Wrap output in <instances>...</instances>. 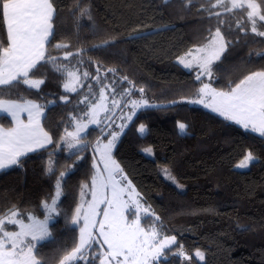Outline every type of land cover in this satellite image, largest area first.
Masks as SVG:
<instances>
[{"label": "trees", "instance_id": "trees-1", "mask_svg": "<svg viewBox=\"0 0 264 264\" xmlns=\"http://www.w3.org/2000/svg\"><path fill=\"white\" fill-rule=\"evenodd\" d=\"M214 1L192 0L186 6V0H169L167 4L164 0H53L55 37L48 51L59 63L88 71L91 76L77 92H66L65 74L48 64L35 73L45 78L41 90L24 91L26 98L45 103L42 126L58 141L65 128L72 129V117L88 110V102L80 101L98 96L102 85L91 78L97 67L101 81L115 88V95L130 87L122 80L124 76L136 89L144 88L143 98L155 106L136 112L115 145L113 157L142 197L141 202L160 217L157 225L163 226L162 234L177 238L172 251L166 250L157 264H264V138L187 101L203 80L228 90L229 84L235 86L244 75L264 69V58L256 55L264 54V37L253 34L248 24L247 33L236 28L237 20L246 19L245 10L209 17L204 9H211ZM258 2L264 6V0ZM80 9L87 10V15L81 16ZM217 27L233 43L221 60L214 62V78L197 80L193 69L183 68L175 59ZM6 39L0 25V40ZM105 40L112 42L93 48ZM57 43H67L69 48L57 50ZM80 48L87 50L82 56L63 59L66 51L75 53ZM81 59L82 65L78 64ZM109 68L116 72H107ZM128 98L140 99L141 93L134 91L124 100ZM179 122L186 125L183 133ZM0 123L11 125L5 116H0ZM141 124L145 125L143 133L138 131ZM102 128L88 127L83 151L63 146L56 149L53 143L21 157L22 166L0 170V215L16 206L43 218L38 205L55 191V176L45 174L50 154L61 160L56 175L74 165L65 177L64 194L58 202L62 212L49 223L52 236L38 244L44 264H57L77 243L79 228L70 223L80 202L77 181L91 183L96 141L108 136L101 133ZM144 147L151 148V154H145ZM249 152L257 159L247 168H236ZM161 168L169 169L176 183L166 179ZM180 245L190 259L173 255ZM196 249L204 252L203 262L193 257Z\"/></svg>", "mask_w": 264, "mask_h": 264}, {"label": "snow or ice", "instance_id": "snow-or-ice-1", "mask_svg": "<svg viewBox=\"0 0 264 264\" xmlns=\"http://www.w3.org/2000/svg\"><path fill=\"white\" fill-rule=\"evenodd\" d=\"M191 2L192 0H186V6ZM164 3H169V0H164ZM211 9H220V11ZM211 9L204 10L208 12L209 17L217 18L222 13H232L236 9L245 10L246 19L237 20L236 28L240 32L247 33L249 29L245 24H248L253 34L264 37L262 30L264 6L258 0H215L211 4ZM80 15H87V10L80 9ZM55 17L53 0H0V25L4 27L7 38L6 42L0 40V114L11 117L10 127L0 125V170L22 166L21 157L45 149L47 145L53 143L56 144V149H61L63 146L69 151L73 149L76 152L83 151L86 147L84 134L88 126L104 123L101 113L112 111L122 103L124 107L131 108L126 117H121L128 121L132 120L137 109L155 106L143 98V87L136 89L135 84L124 76L122 80L127 81L130 87L123 89L121 99L112 97L110 109L107 106L108 96L105 95V91L107 89L114 93L115 88L103 84L100 79V67H97V74L91 78L102 86L99 100L91 103L89 111L84 113L87 122L73 116V129L65 128L59 141H54L41 124L44 106L20 93L32 89L37 92L41 90L45 78H34L35 73L40 67L48 64L53 65L54 71L67 74L68 81L63 85L66 92H77L76 85L91 76L88 71H84L81 77L78 69L72 71L67 65L59 63L58 57L49 53L48 48L55 37ZM220 22L223 23L222 20ZM111 42L105 40L99 45H94L93 48L104 47ZM232 43L225 39L221 29L217 27L207 44L189 50L179 62L185 68H191L195 63L199 68L196 79L201 80L202 76H207L211 80L214 78V62L221 60ZM54 47L57 50L67 49L69 44L57 43ZM86 51L84 48L77 49L75 53L66 51L63 59L80 57ZM249 55L251 56L252 53ZM256 55L264 58L262 53ZM78 64L82 65L83 60H79ZM106 71L115 73L116 69L109 68ZM21 85L24 89H21ZM89 88L91 90L92 86L89 85ZM134 91H139L141 98L125 102L123 98L130 97ZM196 96L197 98L188 102L203 104L205 108H210L225 120L232 121L245 131L264 138V69L244 75L235 86L229 84L228 90H218L210 83H202ZM61 99L67 101L68 97L62 96ZM87 100L88 97L85 96L80 103H85ZM23 112L27 113V122L20 119V114ZM126 126L124 123L119 125L120 132H123ZM178 128L181 133L186 131L184 123H179ZM138 131L143 133L145 125L141 124ZM103 132L102 128L101 133ZM120 132L108 133L107 143H103L100 139L96 141L95 151L100 155V162L104 164V168L100 169L96 162L93 163L96 171L91 177L90 201L83 199L85 189H88L89 185L87 183L80 185L81 200L70 219V223L79 228L78 242L60 258L59 264H80L81 261L84 264H96V261L98 264H157L161 257L166 256V250L172 251V247L177 244L176 236L162 234L163 226L156 224V221L160 220L159 216L155 217L149 227L144 226L143 221L153 215L150 208L143 206L142 197L131 181L124 185L115 179L118 173L122 175L123 172L111 156ZM144 151L151 153L152 150L147 148ZM79 159L80 157L77 156V160ZM255 159L257 157L249 152L237 167L247 168ZM57 164L58 161L50 154L45 174L49 177L55 176V191L54 194L50 193L49 197L41 200L38 205V209L43 210V219H39L34 212H21L16 206L0 215V264H44L39 258L38 244L52 236L49 221L62 212L58 202L64 194L65 177L74 167L68 165L56 175ZM163 172L166 179L176 183L169 169L165 168ZM122 179L127 180V177L122 176ZM177 187L181 186L177 184ZM25 215L27 222L23 219ZM129 215L134 218L130 219ZM6 225H15L18 230H8ZM173 255L185 260L190 259L183 250V245H180ZM194 256L199 261L205 260L204 252L199 249L195 251Z\"/></svg>", "mask_w": 264, "mask_h": 264}, {"label": "rangeland", "instance_id": "rangeland-1", "mask_svg": "<svg viewBox=\"0 0 264 264\" xmlns=\"http://www.w3.org/2000/svg\"><path fill=\"white\" fill-rule=\"evenodd\" d=\"M215 2V1H214ZM213 2V3H214ZM230 6V5H229ZM215 30L216 29H214V30H212L210 33H208V37L206 38V39H204L202 42H200V43H198V44H196V45H194L191 49H189V50H194V49H196V48H198V47H201V46H203V45H205V44H207L208 43V39H209V37L215 32ZM263 30V29H262ZM223 34V33H222ZM189 50L186 52V53H184L182 56H180V57H177L176 59H175V62L177 63V64H179L180 66H182L183 68H185L184 67V65L183 64H181L180 62H179V59L181 58V57H185V55L189 52ZM64 56V53H63V55H62V57ZM188 59H191V57H188ZM65 65V64H64ZM53 66V65H52ZM72 71H76L77 70V68H73V67H69ZM185 69H187V70H190V69H193V71H194V73L196 74V76H197V74H198V72H199V68L197 67V65L195 64V63H193V65H192V67L191 68H185ZM79 71V70H78ZM65 74V77H66V80H65V82H67L68 81V77H67V74L66 73H64ZM79 74L81 75V77H82V74H83V72L81 71H79ZM203 78H208L207 76H202ZM201 77V78H202ZM202 83H209L208 81H206V80H203V82ZM82 83H80V84H77L76 85V87L78 88L80 85H81ZM202 86V84L200 85V87ZM212 86V85H211ZM213 87V86H212ZM215 88V87H214ZM216 89H218V90H222V89H219V88H216ZM100 92V91H99ZM197 93V92H196ZM196 93L194 94V96L193 97H190V98H188L187 99V101H189V100H191V99H195V98H197V96H196ZM105 95L106 96H108V101H107V106L111 109L112 108V104H111V100H112V97H113V95L115 96V98L116 99H121V94H119V95H115V94H113L111 91H109V90H107L106 89V91H105ZM123 99H125V97L123 98ZM131 98H128L127 100H124L125 102L126 101H128V100H130ZM99 100V94H98V96L95 98V100H93V101H91L90 99H88L86 102H88V106L91 104V103H96L97 101ZM149 102V101H148ZM149 104H151V105H155V104H153V103H150L149 102ZM190 104H194V103H190ZM194 105H200V106H202V107H204L203 106V104H194ZM143 108H146V107H143ZM139 109H142V108H139ZM139 109H137L136 110V112L139 110ZM207 109H209V110H211L210 108H207ZM89 111V107H88V110L86 111V112H88ZM131 111V108L130 107H124V103H122L121 105H120V107H117V108H114L112 111H109V112H107V113H104V112H102L101 113V118L102 119H104V123H102V124H100V126H102L103 128H104V132L105 133H110V132H112V131H116V132H120V127H119V125H121L122 123H124V124H128L129 123V121L128 120H126V119H121V117H126V115L129 113ZM85 112V113H86ZM217 114V113H216ZM105 117H110V119H105ZM76 118H78V119H83L84 120V122H87V118L84 116V114H82L80 117H76ZM179 123H183V122H179ZM185 124V123H184ZM108 125H111V127H108ZM90 126H96V124H90L88 127H90ZM73 127H74V121H73ZM73 127H72V129H73ZM72 129H69V130H72ZM125 129V128H124ZM123 129V130H124ZM64 131L65 130H63L61 133H60V135H59V139H60V137L64 134ZM121 134H122V132H120V135H119V138H120V136H121ZM107 138H108V136H107ZM107 138L106 139H104V140H101L103 143H107ZM119 138H118V140H119ZM118 140H117V142H118ZM59 141V140H58ZM117 142H116V144H117ZM149 148V147H148ZM114 149V148H113ZM113 149H112V152H111V156H112V159H114L115 160V158L113 157ZM144 149H147L146 147H144L143 148V151H144ZM144 153L145 154H151V153H147V152H145L144 151ZM248 154V153H247ZM246 154V155H247ZM245 155V156H246ZM244 156V157H245ZM244 157L235 165V167L236 168H239V167H237V165L244 159ZM94 160V162H96L97 163V166L100 168V169H103L104 168V164L102 163V162H100L101 161V157H100V155L95 151V148H94V158H93ZM56 161H58V164H57V166H61V160H59V159H57ZM116 161V160H115ZM93 162V163H94ZM116 163H117V161H116ZM118 164V163H117ZM163 169H165V168H161V172H162V174L164 175V172H163ZM239 169H242V168H239ZM95 171H96V169H95ZM105 175H107L106 173H105ZM122 176H125V174L122 172V175L121 174H117L116 176H115V179L117 180V181H119L120 183H122V184H124V185H127V183L129 182V179H127V180H123L122 179ZM165 176V175H164ZM81 181H77V190H78V192H79V194H80V185H81ZM133 185V184H132ZM133 187H134V185H133ZM135 188V187H134ZM91 183H89V188L88 189H85V195H84V197H83V199L85 200V201H90L91 200ZM125 199H127V197H125ZM80 200H81V196H80ZM142 203V202H141ZM143 204V203H142ZM85 206H87V205H85ZM143 206L144 207H148L147 205H145V204H143ZM102 207H103V205H102ZM149 208V207H148ZM135 211V208H134V206H133V212ZM151 211V210H150ZM151 213L153 214V215H151V216H149L146 220H144L143 221V223H144V226L147 228V227H149L151 224H152V222L155 220V217H156V215L151 211ZM39 218V217H38ZM54 218H55V216L53 217V219L52 220H50L49 221V223L50 222H52L53 220H54ZM129 218L130 219H133L134 218V216H132V215H129ZM24 220H25V222H27V216H26V218H23ZM39 219H43V218H39ZM156 224H157V221H156ZM6 228L8 229V230H18L17 229V227L15 226V225H6ZM78 237H79V232H78ZM77 242H78V240H77ZM97 247H99L98 245H97ZM178 249H176L175 250V252L177 251ZM197 250V249H196ZM195 250V251H196ZM200 251H202L201 249H199ZM195 251L192 253V255H193V257L196 259V260H198L195 256H194V253H195ZM203 252V251H202ZM162 258V257H161ZM199 261V260H198ZM57 264H59V262L57 263ZM188 264H193L191 261H188Z\"/></svg>", "mask_w": 264, "mask_h": 264}, {"label": "crops", "instance_id": "crops-1", "mask_svg": "<svg viewBox=\"0 0 264 264\" xmlns=\"http://www.w3.org/2000/svg\"><path fill=\"white\" fill-rule=\"evenodd\" d=\"M34 78H38V77H36V75H35V77ZM21 87V89H24V86L23 85H21L20 86ZM21 95H23V96H25L24 95V91H22L21 93H20ZM29 99V98H28ZM31 100H33V101H35L36 103H38V104H40V105H42V106H44V114H45V103L44 102H38V101H36V100H34V99H31ZM0 116H5V117H7L6 116V114H0ZM44 116V115H43ZM43 116L41 117V124H42V118H43ZM8 119H9V121H10V123H11V117H7ZM20 119H22V120H24L25 122H27V119H28V116H27V113L26 112H23V113H21L20 114ZM179 124V123H178ZM0 125H2L1 123H0ZM3 127H10V126H4V125H2ZM180 131V130H179ZM48 146V145H47Z\"/></svg>", "mask_w": 264, "mask_h": 264}]
</instances>
